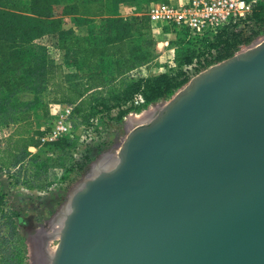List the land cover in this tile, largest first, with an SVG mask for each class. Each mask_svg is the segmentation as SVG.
I'll return each mask as SVG.
<instances>
[{
    "label": "water",
    "instance_id": "obj_1",
    "mask_svg": "<svg viewBox=\"0 0 264 264\" xmlns=\"http://www.w3.org/2000/svg\"><path fill=\"white\" fill-rule=\"evenodd\" d=\"M49 264H264V41L129 132L71 197Z\"/></svg>",
    "mask_w": 264,
    "mask_h": 264
},
{
    "label": "trees",
    "instance_id": "obj_2",
    "mask_svg": "<svg viewBox=\"0 0 264 264\" xmlns=\"http://www.w3.org/2000/svg\"><path fill=\"white\" fill-rule=\"evenodd\" d=\"M0 0V127H13L6 146L0 148V168L6 174L18 167L28 157V148L47 147L63 154L69 153L75 141L61 139L42 145L38 137L42 130L35 128L37 111L45 117L47 107L42 96L48 90L55 104L73 107L76 118L88 123L95 109L110 113L118 109L117 118L125 116L126 105L145 106L172 94L187 83L181 67L189 65L196 57L195 51L183 45L174 48L173 71L132 80L131 71L155 57L156 40L151 34V24L146 17H138L137 36L130 32L133 25L128 20L111 18L122 3L140 7V0H22L19 4H3ZM8 1V0H6ZM161 0L158 3H166ZM250 1V0H247ZM151 3V2H150ZM264 16V0H256L253 17L260 21ZM66 19V20H65ZM68 21L72 27H68ZM99 25V26H98ZM86 26V31L82 27ZM84 34V35H83ZM95 34L96 40L92 39ZM222 34L214 41L203 42L204 47L226 44ZM99 37H102L99 39ZM44 38L49 42L59 60L48 59L35 53V47ZM249 38L245 40L249 42ZM48 43V44H49ZM47 47V46H46ZM134 57L130 59V54ZM46 54V50H45ZM232 55L222 56L226 59ZM109 65V66H106ZM110 68V70L108 69ZM69 70L81 72L84 84H68ZM125 84L114 98L98 103L95 94L104 91L113 81ZM140 101L135 103L136 98ZM114 102L113 105L110 103ZM67 167L70 172L76 167ZM45 169V164L39 167ZM16 185H20L18 179ZM0 195V264H25V255L15 245L16 227L13 216L3 208Z\"/></svg>",
    "mask_w": 264,
    "mask_h": 264
},
{
    "label": "rangeland",
    "instance_id": "obj_3",
    "mask_svg": "<svg viewBox=\"0 0 264 264\" xmlns=\"http://www.w3.org/2000/svg\"><path fill=\"white\" fill-rule=\"evenodd\" d=\"M140 1L161 2V0ZM20 2L22 0L2 1L3 4H19ZM71 25L72 22L68 21L67 28L73 29ZM81 29V32H85L86 26ZM138 34L139 32H137ZM94 35L91 38L96 40L97 37ZM101 38L99 37V39ZM50 41L54 42L47 38L40 40V44L35 47V53L39 56L45 55L48 59L59 60L60 57L54 52L53 47L49 46ZM263 41L264 16L259 31L251 36L246 46L238 48L235 55L251 49ZM153 50L155 57L142 65L143 67L141 66V70L147 72L144 75L141 70L130 73L128 75L130 79L157 75L159 68L171 65L174 55L170 48L159 46L157 49L155 45ZM108 69L110 70L109 67ZM152 69H156V72H153ZM67 73H69L68 84H84L80 71L69 70ZM184 86L145 106L129 107L126 105L124 108L129 109L121 119H116L118 109L107 113L96 108L89 114L88 123L84 124L81 117L74 119L76 140L69 153L56 152L46 146L36 148V151L33 149L29 151L28 148V157L21 165L11 169L9 174L0 168V195L4 201L3 208L13 216L16 227L15 245L24 253L25 264H49L52 252L54 253L57 247V235L62 227L64 216L68 212L67 207L73 194L82 187L85 181L94 178L100 171L113 168L118 162V152L129 132L137 126L147 124ZM124 87L125 84L115 80L109 84L106 90L97 92L94 97L98 98V103H102L103 100L106 101L117 96ZM49 92L48 90L42 96L47 107V115L44 117L41 111H37L34 120L35 128L42 131L52 124L65 109V106H68L55 104L53 95ZM2 95L3 93L0 92V97ZM137 102L138 100H135L136 104ZM110 104L113 105L114 102ZM69 107L73 109L72 106ZM0 129V148L2 149L6 146L13 127H0ZM114 162L115 165H113ZM62 163L65 166L76 163V167L68 172L67 167H61ZM42 164H45L44 170L39 169ZM96 168L97 170H95ZM16 179L20 181V185L15 184Z\"/></svg>",
    "mask_w": 264,
    "mask_h": 264
},
{
    "label": "built area",
    "instance_id": "obj_4",
    "mask_svg": "<svg viewBox=\"0 0 264 264\" xmlns=\"http://www.w3.org/2000/svg\"><path fill=\"white\" fill-rule=\"evenodd\" d=\"M255 4L256 0H169L166 3L142 4L139 8L132 7V11L138 17L148 18L157 49L159 46L170 48L174 54V48L183 45L195 51L193 61L181 67L189 83L198 74L223 62L222 56L235 55L238 48L247 45L245 40L259 31L261 23L253 17ZM221 34L230 48L226 44L213 48L203 46L205 40L212 42ZM175 67L172 60L171 65L159 68L157 75L169 73ZM136 100L141 99L138 97ZM75 118L73 109L65 106L52 124L42 131L38 141L43 145L61 139L75 141ZM32 149L30 147L29 151Z\"/></svg>",
    "mask_w": 264,
    "mask_h": 264
},
{
    "label": "crops",
    "instance_id": "obj_5",
    "mask_svg": "<svg viewBox=\"0 0 264 264\" xmlns=\"http://www.w3.org/2000/svg\"><path fill=\"white\" fill-rule=\"evenodd\" d=\"M132 3H122L117 8V13L115 16H112L111 18H120L123 20H128L133 25L132 29L130 30L131 34L135 37L138 32L139 24L137 21V15L132 11ZM66 20V19H65ZM135 53L133 52V55L130 54V59L134 57ZM143 67V66H142ZM142 67H138L137 69L131 71V73L137 72L138 70H141ZM153 71L156 69H152ZM147 71L141 70V73L144 75ZM37 129V128H36ZM39 130V129H38ZM34 149V148H33ZM36 151V149H34Z\"/></svg>",
    "mask_w": 264,
    "mask_h": 264
},
{
    "label": "bare ground",
    "instance_id": "obj_6",
    "mask_svg": "<svg viewBox=\"0 0 264 264\" xmlns=\"http://www.w3.org/2000/svg\"><path fill=\"white\" fill-rule=\"evenodd\" d=\"M113 165H115V162L113 163ZM112 165V166H113ZM105 166V165H104ZM112 166H109V167H112ZM114 167V166H113ZM105 168H107V167H105ZM112 169V168H111ZM95 170H97V168L95 169ZM105 170V169H104ZM107 170V169H106ZM99 171V170H98ZM103 171V170H102ZM67 210H69V206L67 207ZM59 233V232H58ZM58 236V235H57ZM52 254H53V252H52Z\"/></svg>",
    "mask_w": 264,
    "mask_h": 264
}]
</instances>
